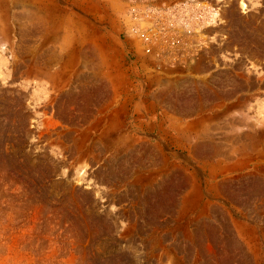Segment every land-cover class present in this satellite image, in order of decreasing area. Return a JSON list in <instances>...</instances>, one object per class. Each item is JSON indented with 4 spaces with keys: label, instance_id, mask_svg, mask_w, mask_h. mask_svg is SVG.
<instances>
[{
    "label": "rangeland",
    "instance_id": "rangeland-1",
    "mask_svg": "<svg viewBox=\"0 0 264 264\" xmlns=\"http://www.w3.org/2000/svg\"><path fill=\"white\" fill-rule=\"evenodd\" d=\"M0 264H264V0H0Z\"/></svg>",
    "mask_w": 264,
    "mask_h": 264
},
{
    "label": "built area",
    "instance_id": "built-area-1",
    "mask_svg": "<svg viewBox=\"0 0 264 264\" xmlns=\"http://www.w3.org/2000/svg\"><path fill=\"white\" fill-rule=\"evenodd\" d=\"M141 36H143V34Z\"/></svg>",
    "mask_w": 264,
    "mask_h": 264
}]
</instances>
